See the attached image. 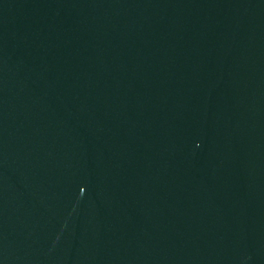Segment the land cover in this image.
Returning <instances> with one entry per match:
<instances>
[{"label":"water","instance_id":"obj_1","mask_svg":"<svg viewBox=\"0 0 264 264\" xmlns=\"http://www.w3.org/2000/svg\"><path fill=\"white\" fill-rule=\"evenodd\" d=\"M0 264H264V0H0Z\"/></svg>","mask_w":264,"mask_h":264}]
</instances>
